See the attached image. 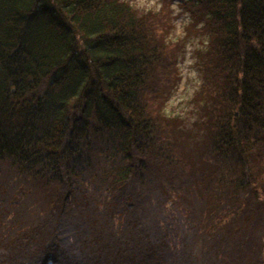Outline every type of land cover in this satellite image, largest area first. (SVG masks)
I'll use <instances>...</instances> for the list:
<instances>
[{"label":"trees","instance_id":"1","mask_svg":"<svg viewBox=\"0 0 264 264\" xmlns=\"http://www.w3.org/2000/svg\"><path fill=\"white\" fill-rule=\"evenodd\" d=\"M162 1L205 36L192 130L159 13L0 0V264L263 263L264 0Z\"/></svg>","mask_w":264,"mask_h":264},{"label":"rangeland","instance_id":"2","mask_svg":"<svg viewBox=\"0 0 264 264\" xmlns=\"http://www.w3.org/2000/svg\"><path fill=\"white\" fill-rule=\"evenodd\" d=\"M128 1L140 12L151 10L156 13L155 16L158 13L160 15L158 16L159 27L161 28L159 33L162 38L166 39L167 46L170 49L174 47L177 52L174 69L178 72L176 84L172 86L170 92L166 93L167 97L160 105L168 114L182 116L186 121L187 130H192L195 124L203 120L207 113L203 111L205 96L198 94L200 85L203 82V66L199 64L201 59L196 56L195 51L198 48H203L205 41V36L192 28L198 26V21L193 20V22L190 13L174 2L165 5L162 0ZM165 15L169 19V24H165L163 20ZM167 52L168 49L164 48V54L169 56ZM196 129L199 135V127ZM180 140L182 139L180 138ZM189 142L183 148L185 156H194L201 151V145L195 146L194 143L190 144ZM262 264H264V260Z\"/></svg>","mask_w":264,"mask_h":264}]
</instances>
